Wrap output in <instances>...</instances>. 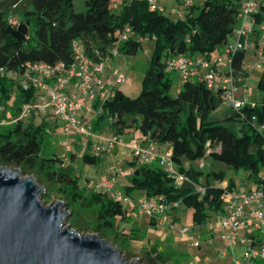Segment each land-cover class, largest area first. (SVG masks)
<instances>
[{
    "label": "trees",
    "instance_id": "obj_1",
    "mask_svg": "<svg viewBox=\"0 0 264 264\" xmlns=\"http://www.w3.org/2000/svg\"><path fill=\"white\" fill-rule=\"evenodd\" d=\"M240 4L241 0H201L182 18L172 19L151 9L146 0H80L81 9L76 0H0V106L18 116L35 93L31 88L23 89L17 79L25 63L69 64L73 60V40L81 44L87 56L105 61L115 57L113 48H117V56L133 55L143 39H153L154 50L140 93L131 98L115 88L105 100L95 99L92 106L101 112L92 116L91 130L97 133L107 128L120 139L151 141L157 149L168 144L172 162L189 181L177 187L157 162L141 164L132 157L127 161L131 168L127 175L129 183L121 191L126 196L142 191L147 197L162 195L169 202L178 201L191 209L196 224H205L206 210H223L224 189L210 185L209 181L200 183L201 171L185 169L181 159L210 156L229 167L245 169L247 178L253 177L255 181L264 175L262 136L252 120L255 117V122L264 126V65L257 81L261 92L258 103L248 104L241 111L230 108L215 116L223 96L220 90L206 85L204 70L196 66L194 75L181 80L180 88L171 94L170 73L175 71L168 62L177 56L210 57L231 36ZM263 18L264 4L257 14L258 22ZM123 34L126 38H122ZM243 58L242 50L233 56L231 65L245 77ZM48 135L47 121L42 119L37 124L34 115L25 122L0 126V165L18 167L22 174H31L46 186L48 194L58 193L65 199V206L74 204L81 210L92 211L93 219L80 224L73 210L70 224L77 230L94 231L104 238L113 236L114 241L120 237L121 250L131 240H142L135 225L128 232H117L118 219L126 221L128 207L124 201L95 189L89 178L85 177L81 186L80 176L72 165L66 164V158L44 148L51 142ZM91 145L88 140L79 157L84 164L99 161L97 155L89 152ZM68 156L74 159L76 152L71 151ZM214 174L221 177L219 172ZM197 184L205 187L203 194L195 190ZM150 223L155 224L152 220ZM141 253L145 264H173L169 254L156 244L144 246Z\"/></svg>",
    "mask_w": 264,
    "mask_h": 264
},
{
    "label": "built area",
    "instance_id": "obj_2",
    "mask_svg": "<svg viewBox=\"0 0 264 264\" xmlns=\"http://www.w3.org/2000/svg\"><path fill=\"white\" fill-rule=\"evenodd\" d=\"M146 1L151 9L163 12L157 0ZM197 1L200 0H181L179 3L181 7L175 10L177 18H182ZM263 4L264 0H241L236 26L229 39L223 44V51L212 54L208 58L177 56L169 60V68L178 73L180 80H185L193 76L196 66H199L204 70L203 80L206 85L213 90L221 91L222 103L232 110L241 111L251 103L245 96L247 92L245 77L235 71L231 62L236 53L244 51L246 47L252 45V40H255V46L260 48L255 51L257 61L254 67L262 69L264 65V25L258 22L257 14L261 12ZM10 22L15 23V20L10 19ZM122 38H126V35L123 34ZM72 54L73 60L69 64L26 62L24 71L20 75V84L25 90L30 88L35 90L33 99L22 106L20 114L16 117L0 106V126L15 124L17 121L25 122L31 115L46 117L52 114L67 138L62 143L65 150L63 157L73 151L76 145L81 149L87 147V138L93 135L91 118L95 113L101 112V109L95 111L92 106L93 101L110 97L115 86L125 80L122 75H118L114 82L105 78V62L95 61L87 56L77 40L72 41ZM112 55L117 56V48H113ZM221 64H225L223 69H220ZM241 88L245 91L242 94L239 93ZM84 111L89 114L88 120H82L80 116ZM252 120L253 126L262 136L264 148V126L257 124L255 117ZM120 143V138L112 136L107 140V146L98 144L91 146L96 152H110ZM127 145L132 157L138 163L157 162L171 177L175 186L180 187L189 181L183 172L177 170L170 155L160 153L155 143L130 138ZM203 167L204 163L201 162L198 168ZM123 172L116 168L114 174L118 175ZM125 172L129 174L131 169L128 168ZM256 182V187L254 189L249 187L247 191L221 187L224 189L222 201L226 200L227 205L223 206L221 213H217L215 220L220 229L219 238L222 242L219 255L225 257L239 249L234 258V264H264V175H260ZM94 188L107 191L113 198L130 201L128 196L116 188L113 177L95 182ZM195 190L203 194L205 187L197 184ZM179 205L178 201L169 202L164 196L155 195L143 198L136 207L140 213L149 218H158L163 223L170 210ZM192 231L193 227L179 229V233L185 236ZM191 243L199 245L195 239H191Z\"/></svg>",
    "mask_w": 264,
    "mask_h": 264
},
{
    "label": "rangeland",
    "instance_id": "obj_3",
    "mask_svg": "<svg viewBox=\"0 0 264 264\" xmlns=\"http://www.w3.org/2000/svg\"><path fill=\"white\" fill-rule=\"evenodd\" d=\"M181 0H157V3L162 7L163 14L172 18L176 19L177 15L175 13V10L177 7H181L179 4ZM201 1V0H200ZM200 1H197L196 3H200ZM80 0H76V6L78 9H81L79 5ZM18 8V7H17ZM13 9V8H12ZM15 9V8H14ZM261 24L264 25V18L261 20ZM264 33V31H263ZM255 40H252V45L248 46L244 50V58H243V67L247 71V75L244 79L245 86L247 87V92L245 93V96L247 97L248 101L251 104L258 103L260 99L261 92L257 87V81L260 76L261 69H258L254 67V64L257 61L256 52L259 50L260 47L255 46L254 44ZM154 40L145 38L142 40L141 47L137 50V52L133 55H118L115 57H107L105 62L106 69H112L115 70V73L111 77H105L108 78V80L114 82L115 78L118 75H122L124 77V82L121 84H117L116 90L122 91L126 96L128 97H136L140 91H141V84H142V78L148 63L149 58L151 57L153 50H154ZM221 51H223V45H219L212 54H218ZM170 76L173 79L172 88L170 90V93L173 94L175 91V82L177 81V73L172 72L170 73ZM21 77L17 76V79L20 80ZM244 91L243 88L239 90V93L242 94ZM230 109V107L224 103H221L220 106L216 109L214 112L215 116H218L219 114L223 112H227ZM35 116V115H34ZM43 119L42 115H36L35 116V123H40ZM49 120L53 121V127L55 129H51ZM47 125L49 127V137L51 139L50 143H47L44 148L46 150H53L57 155L62 156L65 153L64 145L62 144L65 140H67L66 136L63 135L61 129L57 128V121L55 117L52 114H49L46 116ZM101 129L100 131H102ZM111 132V137H112ZM93 144H98L100 146H107V142L103 144V142L94 140ZM165 147H169L168 144H165L163 146H159L158 150L160 148L163 149V153L167 154L168 152L165 151ZM79 149V147H77ZM83 149V148H82ZM216 149H219L217 147ZM86 148L83 149L85 151ZM93 150V151H91ZM89 152H94L99 158V161L96 164H90L85 165L79 158L69 159L68 154L64 156L66 164L72 165L76 169V173L80 176V184L81 186L84 185V178L88 177L93 183L99 181V180H105L111 176L113 172H115L116 168L119 167L120 170L124 171L123 173H120L115 178L116 188L123 189L124 185L128 184L127 179V173L125 172L128 169V163L127 160L123 158V154L121 153H111L112 157L111 159H108L107 156L110 154L107 151H101L96 152L93 147L91 146ZM79 153H82V151ZM78 153H76V156ZM131 155V153H130ZM182 165L185 169H188L189 167H192L195 170H200L201 173L199 174V181L202 184H205L207 181H209L210 185L213 186H220L223 188H229V190H240V191H247L249 187L254 189L257 185V182L254 180L253 177L247 178L248 172L243 169H235L232 167H229L227 164H225L222 161L214 160L210 156H207L203 159H196V160H190L186 156L182 157ZM204 163L203 168H198L200 163ZM175 165V164H174ZM13 168L18 167L11 166ZM114 167V169H112ZM21 172V170H20ZM214 172H219L221 177L218 178L217 175L214 174ZM22 174V172H21ZM22 176H31V174H22ZM40 186L44 187V192L41 194V200H43L44 205H53L56 203V201H63L65 202V199L61 198L58 193H52L48 194L46 191V186L44 184L37 182ZM145 193L142 191H132L130 193V201H124V206L128 207L126 212V220L131 222L133 219L136 224L139 227H142V220L143 217L138 215L135 211L130 209L133 205V203H136L137 200H139L140 197L144 196ZM128 196V197H129ZM222 205L225 207L227 205V201L223 200ZM180 206V214L179 219L174 223L173 227L171 228L173 232V236L176 238H179L181 234H179V229L183 227H195L196 233L195 235H202V238L195 236V240L199 242V245H193L194 251L191 252L190 248L187 245V251L188 255H183L181 252H175V255H173V259L171 261H174V264H234V258L238 252L239 249L235 250V253H229L227 256H220L219 255V249L218 247V236L220 233V229L216 225V215L219 212H212V211H205V214L208 215V221L205 224H196L192 219V211L191 209L185 207L184 205ZM175 208H172L170 211H172ZM66 210L72 211L71 215L65 220L64 227H69L70 229H75L77 232L81 234H98L97 232L90 231L87 229H76L75 227L71 226L70 224V218L73 215V210L77 212L76 216L79 218V223L84 224L87 220H92L94 217L93 212L85 211L79 209L76 205L70 204L66 206ZM79 214V215H78ZM68 224V225H67ZM131 228L130 223H126L125 221H122L121 219H118L117 221V232H128V230ZM99 235V234H98ZM143 235L145 238L153 239V233L149 230L143 232ZM100 236V235H99ZM190 236V234H189ZM101 237V236H100ZM107 242L110 244L120 248V237H117L116 241H114V237L110 236L108 238H104ZM123 249L121 250V254L126 257L128 261H134L135 259H139L140 264H145V261L141 259L142 253L141 250L138 249L135 245H131L130 243L127 245H123ZM193 254V255H192ZM206 258V259H205Z\"/></svg>",
    "mask_w": 264,
    "mask_h": 264
},
{
    "label": "water",
    "instance_id": "obj_4",
    "mask_svg": "<svg viewBox=\"0 0 264 264\" xmlns=\"http://www.w3.org/2000/svg\"><path fill=\"white\" fill-rule=\"evenodd\" d=\"M44 190L34 176L0 165V264H140L98 234L64 227L71 212L63 201L44 205Z\"/></svg>",
    "mask_w": 264,
    "mask_h": 264
},
{
    "label": "crops",
    "instance_id": "obj_5",
    "mask_svg": "<svg viewBox=\"0 0 264 264\" xmlns=\"http://www.w3.org/2000/svg\"><path fill=\"white\" fill-rule=\"evenodd\" d=\"M224 67H225V64H221L220 65V69H223ZM114 73H115V70L106 69L105 77H111ZM177 78L178 79L175 82V91L174 92H176L180 88V85H181V80H180L179 76ZM80 116H81L82 120H88V118H89V114L87 112H85V111L82 112L80 114ZM43 119L46 120V117L43 116ZM48 122H50V124H49V125H51L50 128L52 130L55 129L53 127V121L49 120ZM56 129H60L59 124L57 125V128ZM111 132L112 131L110 129L104 128L102 131H99L97 133H93V135L91 137H88L87 139L89 141H91L92 144H93V141L94 140H97V141H100L101 140L103 142V144H104L105 141L107 142V140L111 137ZM129 139H130V137H125V138L121 139V143L119 145H116L109 152L110 154H108L109 156H107L108 159H111L110 158V156L112 155L111 153H121V154H123V158L125 160H127V161L129 159H131L132 158V155H130L131 152H130V149H129L128 145H127ZM77 147H79V146L76 145V148L73 151H75L76 153H78V155L76 157L79 158L80 157L79 156V151L80 152L81 151L83 152V149H81L80 147H79V149H77ZM165 149H166L165 151H167L168 154L170 155L171 147L170 146L169 147H165ZM91 151H93V150H91ZM158 151L161 153L163 151V149L160 148V150H158ZM91 153L95 154L94 152H91ZM85 165H90V164H85ZM112 168H114V167H112ZM128 168H130V167H128ZM116 176H117V174H114V172H113L109 178L113 177L115 179ZM109 178H107V179H109ZM118 190H120V189H118ZM145 197H147V196L144 195V196L140 197L139 200L141 201ZM129 198L131 199L130 196H129ZM140 201L137 200L136 203H133V205H132V207L130 209H132L138 215H140V216L143 217L142 227H139L133 219L131 220V222H129L127 220L125 221L126 223H130L131 226L132 225H135L137 228H139V232L143 236V239L142 240H131L129 242L131 245H135L138 249L142 250V248L144 246H151V245L156 244L159 247L160 250H164V251H166L169 254L171 260L173 259L172 257H173V255H175V252H181L183 255H186L187 256L188 255V251H187V248H186L187 245L190 248L191 252L193 253V251H194L195 248H194V246L191 243V239H194L195 236L196 237H199L200 239L202 238V235H200V236L199 235H195L196 228L193 227V231L190 233V236H189V234H188V236L181 235V236H179V238L174 237L173 236V232L171 230V228L173 227L174 223L179 219V214H180V212H179L180 209L179 208H180V206H178L175 209H173L172 211H170L169 214L166 216L165 221L162 223V222H160V220L158 218H152V219H150L145 214L140 213L139 210L136 207L137 203L140 202ZM150 220L154 221L155 224H151L150 223ZM147 230H149L150 232L153 233V239H150L149 237L148 238H145L144 237L143 232H145ZM218 242H219L218 247H220V249H221L222 248V242H221L219 236H218ZM172 262L174 264V261H172Z\"/></svg>",
    "mask_w": 264,
    "mask_h": 264
}]
</instances>
